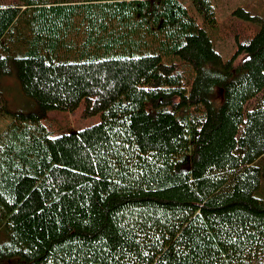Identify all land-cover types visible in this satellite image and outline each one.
<instances>
[{"label":"trees","instance_id":"obj_1","mask_svg":"<svg viewBox=\"0 0 264 264\" xmlns=\"http://www.w3.org/2000/svg\"><path fill=\"white\" fill-rule=\"evenodd\" d=\"M212 0L0 5V264H264V20ZM240 15V14H239ZM99 121L51 137L47 111Z\"/></svg>","mask_w":264,"mask_h":264},{"label":"rangeland","instance_id":"obj_2","mask_svg":"<svg viewBox=\"0 0 264 264\" xmlns=\"http://www.w3.org/2000/svg\"><path fill=\"white\" fill-rule=\"evenodd\" d=\"M9 0H0V5H7ZM217 25L208 31L215 50L225 60L234 50L235 38L253 35L259 28V24L245 18L238 9L248 12L251 16H257L264 20V0H212ZM0 93L6 99L9 108L15 112H27L36 106L29 98L24 96L19 83L15 78L8 76L0 78ZM11 118L0 116V132L10 123ZM99 121L96 115L90 118H82L80 112L75 111H47L41 123L48 131L49 136L57 137L69 132L82 130ZM257 197L264 199V177L260 188L255 192Z\"/></svg>","mask_w":264,"mask_h":264}]
</instances>
